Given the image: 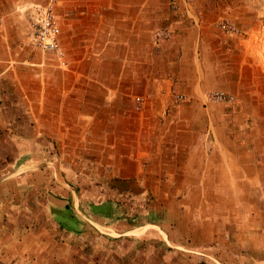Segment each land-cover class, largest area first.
<instances>
[{
	"label": "crops",
	"instance_id": "crops-1",
	"mask_svg": "<svg viewBox=\"0 0 264 264\" xmlns=\"http://www.w3.org/2000/svg\"><path fill=\"white\" fill-rule=\"evenodd\" d=\"M33 3L0 0V264L87 220L126 251L112 264H264L238 252L264 235L245 207L264 188L262 38L223 33L210 0H56L61 64L32 42ZM123 194L151 216L106 214L101 196ZM224 245L242 260L215 255Z\"/></svg>",
	"mask_w": 264,
	"mask_h": 264
},
{
	"label": "rangeland",
	"instance_id": "rangeland-1",
	"mask_svg": "<svg viewBox=\"0 0 264 264\" xmlns=\"http://www.w3.org/2000/svg\"><path fill=\"white\" fill-rule=\"evenodd\" d=\"M48 0H38V3H33L29 7L28 13H26L27 20H31L32 16L36 15L41 11L43 6ZM213 4L212 11L207 15L209 19H212L216 27L221 30L223 33L228 35H251L257 34L262 38L264 44V0H210ZM222 23H230L234 26L235 31H229L221 27ZM171 31V36L173 34V28L171 25L164 26ZM163 28V27H162ZM159 29V28H158ZM157 30V29H156ZM264 48V45H263ZM264 50V49H263ZM264 52V51H263ZM263 91H264V76H263ZM264 94V93H263ZM186 96V95H185ZM234 96V95H233ZM235 100V97H234ZM262 111V116H264V108L259 109ZM255 117L260 115L256 114ZM264 125V124H263ZM264 131V128H263ZM262 150L264 151V141L262 142ZM264 162V159L262 160ZM56 178H61V173H57ZM62 181V179H60ZM256 200L252 198L251 203H248V211L253 213H262L263 217L258 223V226L261 227L260 230L264 234V188L256 190ZM103 196V197H102ZM101 199L108 201L107 203H102L104 206L105 213L109 214L111 212H116V205L118 204V214L122 218L125 216H138L139 222L144 220V216H151L146 214L143 211V205L140 201H136V204L129 201L128 196L125 194L120 195L118 199H111L112 196L109 195L110 199H107L106 195H102ZM69 206L73 208L72 204L69 202ZM244 207L243 205L240 208ZM88 208V207H87ZM89 213L92 210L88 208ZM138 211L139 213H136ZM101 215V212H96ZM103 213V212H102ZM134 214V215H133ZM132 219V217H129ZM136 218V217H135ZM91 219V218H89ZM86 230H83L81 235H66L60 231L61 227L54 222L55 226V241L49 246L51 249L50 253H33L30 257H24V263L20 261L18 264H112V261H119L116 257L122 258L123 263H127L128 255L126 251L123 254H117L111 251V249L117 248L115 239L111 238L110 235L106 233L99 232L91 223L87 220ZM113 240V242H112ZM231 241V240H230ZM49 245V244H48ZM122 250H126L127 242L119 243ZM138 246V245H137ZM140 247L143 246V243L139 244ZM228 246L224 245L221 251L215 253L219 258L230 260L232 257L242 260V257L235 256L231 253V250L227 248ZM239 249V250H238ZM238 252H247V250H253L254 252H263L264 253V235L260 241L251 248L244 241L241 242L239 239ZM53 251V252H52ZM198 262L202 263V255L198 254ZM113 259V260H112Z\"/></svg>",
	"mask_w": 264,
	"mask_h": 264
},
{
	"label": "built area",
	"instance_id": "built-area-1",
	"mask_svg": "<svg viewBox=\"0 0 264 264\" xmlns=\"http://www.w3.org/2000/svg\"><path fill=\"white\" fill-rule=\"evenodd\" d=\"M56 0H48L41 11L31 18V38L36 48L44 53H52L60 60L61 64L65 61L64 51L60 45L59 34L60 28L54 16V6ZM221 27L235 31L234 26L230 23H222ZM152 41L157 43L171 37V31L167 27L159 28L152 32ZM206 99L217 102H234V96L228 92L221 90L209 91L206 93ZM172 97L175 102L185 101L187 98L183 93L173 92ZM144 98L142 96L135 97V105L137 109L143 106Z\"/></svg>",
	"mask_w": 264,
	"mask_h": 264
}]
</instances>
